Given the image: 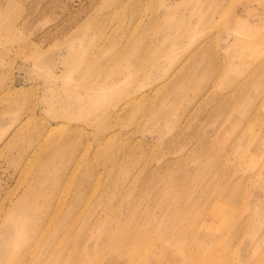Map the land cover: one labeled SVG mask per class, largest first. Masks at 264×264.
Masks as SVG:
<instances>
[{"label":"rangeland","instance_id":"rangeland-1","mask_svg":"<svg viewBox=\"0 0 264 264\" xmlns=\"http://www.w3.org/2000/svg\"><path fill=\"white\" fill-rule=\"evenodd\" d=\"M120 1L0 0V264H264V0Z\"/></svg>","mask_w":264,"mask_h":264},{"label":"bare ground","instance_id":"bare-ground-1","mask_svg":"<svg viewBox=\"0 0 264 264\" xmlns=\"http://www.w3.org/2000/svg\"><path fill=\"white\" fill-rule=\"evenodd\" d=\"M120 1V0H119ZM123 1H128V2H130L131 0H121L120 2H123ZM243 31H245L246 32V30H243ZM242 31V32H243ZM97 37V36H96ZM73 131L70 129V125L69 124H63V123H61V124H58V126H56V127H54V128H52V130H51V132H50V134H52V135H49V136H53V137H55L56 135H63V134H68L66 137H64V138H57V139H50V137L48 136L47 138H45L41 143H40V145H39V147L37 148L38 150L36 151V152H40V153H42V154H44L50 147L51 148H54V147H56L57 145H60V147L58 148V149H56V150H54V151H52V153H49V154H44V165H49L50 163H53L55 160L54 159H57V158H55V157H57V156H59V154H60V149L61 148H65V147H69L70 145H71V143H70V140H71V137H72V135H73V133H72ZM171 144V143H170ZM86 153H88V151H86V152H84V153H82L81 154V156L79 157V159L77 160V162H76V164L74 165V168H73V171H72V176L73 177H77V176H79V174L81 173V170H82V168H83V166H84V164L85 165H87L86 166V170H85V172L84 173H82L81 174V181H80V183L78 184V188H77V191H76V194L74 195V197L70 200V202H69V204H68V206L66 207V208H68L67 210V212H65V215L63 216V218H61L62 219V221H61V223H60V228H58L59 230V232H57L56 234H58V236L56 235L55 236V240L54 241H58L59 240V242L60 241H64V239H66V237H68L69 235H70V232H71V227H69V225H70V223H72L73 222V220L71 219V214L72 213H74V212H76V210H78L79 209V211L80 210H82L83 208H85L84 206H85V201H86V198L85 197H87V193L89 194L90 192H92V191H94V190H96L97 188H98V184H99V179L97 180L96 179V175H94V173L92 172V170L90 169V164L88 163L89 161H88V155L86 154ZM172 153V152H171ZM138 158V157H137ZM130 160V159H129ZM134 161V160H133ZM134 162H136L135 164H139V162L137 163V161H134ZM142 162V161H141ZM140 162V163H141ZM146 163V162H145ZM134 164V163H133ZM130 165V164H129ZM130 166H132V165H130ZM135 166H137V165H135ZM135 166H134V168H135ZM149 166V165H148ZM45 167V166H44ZM133 167V166H132ZM146 167V166H145ZM137 168V167H136ZM133 169V168H132ZM140 169V168H139ZM137 170V169H136ZM145 170V169H144ZM134 171V170H133ZM140 171V170H139ZM146 171V170H145ZM186 171V170H185ZM196 171V170H195ZM193 172V174L194 173H196V175H197V172H198V170L196 171V172ZM130 172V171H129ZM136 172V171H135ZM142 172V171H141ZM131 173V172H130ZM133 174V173H132ZM139 174H141L140 172H139ZM139 174H138V176H139ZM128 175H130V174H128ZM142 175V174H141ZM152 175V174H151ZM137 176V177H138ZM192 176V175H191ZM133 177H135V176H133ZM140 177V176H139ZM194 178H195V176H194ZM128 180V179H127ZM136 180H139V179H136L135 178V181ZM183 180H185V179H183ZM134 181V182H135ZM143 181V180H142ZM137 182H139V181H137ZM125 184V183H124ZM127 184V183H126ZM129 184V183H128ZM127 184V185H128ZM142 185V184H141ZM182 185V184H181ZM188 185V184H187ZM189 185H191V184H189ZM183 186V185H182ZM185 186V185H184ZM172 187H173V185H172ZM175 187V186H174ZM179 187H180V185H179ZM191 187V186H190ZM125 189V188H124ZM126 192V191H125ZM105 198V197H104ZM122 200V199H121ZM185 200V199H184ZM66 201H67V198L66 197H61L59 200H58V203H57V208L55 209V215L56 214H58V212L60 213V211L62 212V210L64 209V205L66 204ZM181 201V200H180ZM45 202H47V199H45ZM178 202H179V200H178ZM182 202V201H181ZM20 204H22V201H20ZM45 204V207L42 209V211L39 213V215H37L36 217H37V219H38V221H40L41 223H44L47 219H49L47 216H48V214L51 212V209H49V204L48 203H44ZM132 207V206H131ZM135 206H133V208H134ZM101 208V207H100ZM132 209V208H131ZM88 210V209H87ZM98 210V209H97ZM112 210V209H111ZM78 211V212H79ZM83 212H84V209L82 210ZM130 211V210H129ZM77 212V213H78ZM112 212V211H111ZM115 212H117V211H115ZM81 213V212H80ZM105 213V212H104ZM107 213V212H106ZM113 213V212H112ZM111 213V214H112ZM115 214V213H114ZM121 214V213H120ZM80 215H82V214H80ZM95 215V214H94ZM113 215V214H112ZM106 216V215H105ZM108 216V215H107ZM50 217V216H49ZM101 214L99 213V214H96L94 217H93V219H92V222H89L88 223V226H89V229L91 228L92 229V227H96L97 226V224L101 221L100 219H101ZM108 217H110V216H108ZM113 217H115V216H113ZM132 216L130 215V217H128V218H131ZM135 217V216H134ZM72 218H74V217H72ZM78 218V217H77ZM76 218V219H77ZM105 218V217H104ZM125 218V217H124ZM127 218V217H126ZM126 218H125V220L124 221H122V220H118V221H116V226L115 227H107L105 230V235H104V243H111V242H115V239H117L118 240V233L116 232V231H118V230H120L121 228H123V224H126V223H128L127 222V220H126ZM54 219V218H53ZM91 220V219H90ZM129 220V222H130V220L131 219H128ZM59 221V220H58ZM76 221V220H75ZM77 221H79V219H77ZM76 221V222H77ZM112 222H114V221H112ZM92 223V224H91ZM74 224H75V222H74ZM104 224V223H103ZM101 225V224H100ZM112 225V224H111ZM58 226V225H57ZM72 226V225H71ZM110 226V225H109ZM126 226V225H125ZM100 227V226H99ZM102 227V226H101ZM37 228H39V225L37 226V225H34V226H32L31 225V227H30V230H29V232H28V237L26 238V236H25V240H24V247H25V250H24V252L26 253V255H28V254H30L29 256H31L32 254H35V251H34V248H36V247H33L34 246V240H35V235L37 234V232H38V230H37ZM125 228V227H124ZM101 229V228H100ZM40 230V229H39ZM89 232V231H88ZM117 233V234H116ZM41 235V234H40ZM42 236V235H41ZM45 236V235H44ZM86 236V235H85ZM84 236V237H85ZM40 237V236H39ZM83 237V239H85ZM88 237V236H87ZM122 237V236H121ZM41 238V237H40ZM40 238H39V240H40ZM78 238V237H77ZM103 238L101 239V240H103ZM125 239H127V241H131V240H134V239H132L133 237H132V235H131V233L129 234V235H127L126 237H124ZM124 238L122 237L121 239L119 238V240H122V241H124ZM41 239H43V238H41ZM76 239V238H75ZM88 239H90V238H88ZM119 240H118V242H119ZM35 241H37V239L35 240ZM41 241V240H40ZM54 241H52V242H54ZM85 242V241H84ZM37 243V242H36ZM36 243H35V245H36ZM38 243H39V241H38ZM75 243V242H74ZM135 243H137V242H135ZM57 244V243H56ZM61 247V246H60ZM55 249V248H54ZM34 251V252H33ZM130 251V250H129ZM67 252V251H66ZM28 253V254H27ZM70 253V252H69ZM130 253V252H129ZM50 254H52V250L50 251V253L48 254V255H50ZM25 255V254H24ZM67 255V254H66ZM127 255V254H126ZM60 256V255H59ZM125 256V255H124ZM26 257V256H25ZM31 257H33V255L31 256ZM70 258V257H69ZM68 258V259H69ZM74 258V257H73ZM77 259V258H76ZM119 259H122V257L121 258H119ZM71 260V259H70ZM74 261V260H73ZM115 264V263H114Z\"/></svg>","mask_w":264,"mask_h":264}]
</instances>
